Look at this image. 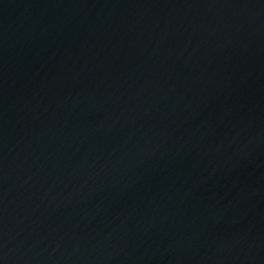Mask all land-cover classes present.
<instances>
[{"label": "water", "instance_id": "95a60500", "mask_svg": "<svg viewBox=\"0 0 264 264\" xmlns=\"http://www.w3.org/2000/svg\"><path fill=\"white\" fill-rule=\"evenodd\" d=\"M0 264H264V0H0Z\"/></svg>", "mask_w": 264, "mask_h": 264}]
</instances>
